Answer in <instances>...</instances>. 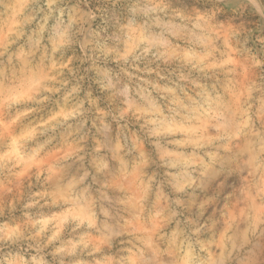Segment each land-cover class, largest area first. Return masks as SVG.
<instances>
[{"label": "clouds", "instance_id": "9594fccd", "mask_svg": "<svg viewBox=\"0 0 264 264\" xmlns=\"http://www.w3.org/2000/svg\"><path fill=\"white\" fill-rule=\"evenodd\" d=\"M0 264H264V0H0Z\"/></svg>", "mask_w": 264, "mask_h": 264}]
</instances>
